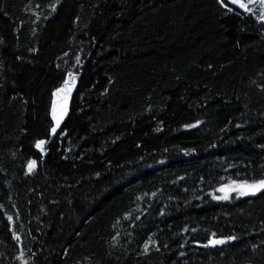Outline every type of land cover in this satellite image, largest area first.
<instances>
[{"label": "trees", "instance_id": "1", "mask_svg": "<svg viewBox=\"0 0 264 264\" xmlns=\"http://www.w3.org/2000/svg\"><path fill=\"white\" fill-rule=\"evenodd\" d=\"M262 178L254 17L217 0H0V264H264V194L213 199ZM212 233L237 239L203 247Z\"/></svg>", "mask_w": 264, "mask_h": 264}, {"label": "snow or ice", "instance_id": "2", "mask_svg": "<svg viewBox=\"0 0 264 264\" xmlns=\"http://www.w3.org/2000/svg\"><path fill=\"white\" fill-rule=\"evenodd\" d=\"M217 3L226 10V14L233 13L247 14L250 17H254L258 20L262 25H264V0H228V3H225V0H217ZM259 4V14L254 10L253 5ZM234 6V7H230ZM52 10L55 11V5H52ZM77 64L80 62V58H76ZM211 67V65H210ZM77 76L71 72H67L66 79L64 80L61 87L57 88L53 93V96L57 99L53 100L51 106V120L52 126L49 129V135L55 137L58 135V130L61 127V122L64 120L67 112H68V101L69 97L76 86ZM199 123V122H197ZM193 125H189L188 127H192ZM47 141L45 139H39L35 142V148L39 149L40 152H44L45 145ZM37 167L36 160H30L28 162L27 168L28 172L31 173ZM218 192L222 193V195H214L213 199L215 200H228L232 193H235L239 197L243 196H256L259 194H264V178L257 180H243L236 181L232 180L228 184H222L218 189ZM9 220L12 217H8ZM195 231V229H193ZM15 239L19 240L20 238L17 236ZM236 236H227L222 238H217L215 233H212L209 237L206 244L202 245L203 247H216L218 245H224L230 241L236 240ZM150 243H154L150 241ZM255 247V246H254ZM148 250V245H145V251ZM24 253L21 251L20 259L23 260ZM23 264H27V261H23Z\"/></svg>", "mask_w": 264, "mask_h": 264}, {"label": "rangeland", "instance_id": "3", "mask_svg": "<svg viewBox=\"0 0 264 264\" xmlns=\"http://www.w3.org/2000/svg\"><path fill=\"white\" fill-rule=\"evenodd\" d=\"M253 8H254V10L257 12V14H259V8H260V6H259V4L257 3V4H255V5H253ZM75 89V88H74ZM74 89H73V91H74ZM73 91H72V93H73ZM72 93H71V95H70V97H69V101H68V109H69V104H70V100H71V96H72ZM55 99H57L56 97H54V100ZM67 115V114H66ZM37 168V167H36ZM36 168H35V170H36ZM34 170V171H35ZM33 172V171H32ZM232 181V180H231ZM231 181H229V182H227V183H225V184H228V183H230ZM236 181H239V180H236ZM217 196L218 195H222V193H220V192H216L215 193ZM243 197H248V196H243ZM243 197H239V196H237L235 193H232L231 195H230V198L228 199V200H221V201H231L232 199H239V198H243Z\"/></svg>", "mask_w": 264, "mask_h": 264}]
</instances>
